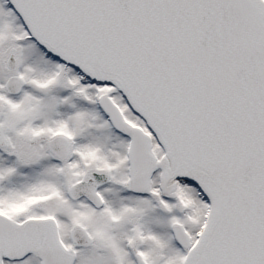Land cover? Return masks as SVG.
Segmentation results:
<instances>
[{
	"label": "snow or ice",
	"instance_id": "obj_1",
	"mask_svg": "<svg viewBox=\"0 0 264 264\" xmlns=\"http://www.w3.org/2000/svg\"><path fill=\"white\" fill-rule=\"evenodd\" d=\"M0 264H264V0H0Z\"/></svg>",
	"mask_w": 264,
	"mask_h": 264
}]
</instances>
